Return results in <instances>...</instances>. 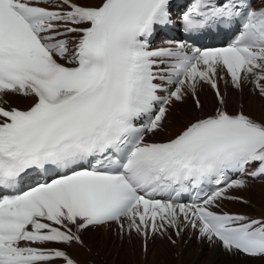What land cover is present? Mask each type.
<instances>
[{"label": "snow or ice", "instance_id": "snow-or-ice-1", "mask_svg": "<svg viewBox=\"0 0 264 264\" xmlns=\"http://www.w3.org/2000/svg\"><path fill=\"white\" fill-rule=\"evenodd\" d=\"M171 8L172 0H0V264H77L49 245L83 247V232L112 223L145 253L149 239L175 245L191 229L264 261V213L218 211L224 200L249 203L229 190L264 180V117L243 105L230 112L220 88L250 84L264 100V0H192L184 32L237 28L215 48L152 47L176 26ZM204 86L211 114L149 139L189 95L202 111ZM9 96L28 106L8 105Z\"/></svg>", "mask_w": 264, "mask_h": 264}, {"label": "bare ground", "instance_id": "bare-ground-1", "mask_svg": "<svg viewBox=\"0 0 264 264\" xmlns=\"http://www.w3.org/2000/svg\"><path fill=\"white\" fill-rule=\"evenodd\" d=\"M220 88L222 93L226 94L228 102L234 103V105L232 104L233 110L236 109L238 102H241L243 108H248L247 114H250L259 109L258 99L256 97L257 95L255 96V94H253L251 90H250L251 95L248 94L246 95V92H244L245 89H243L241 94H238L235 90L229 87H226V89L224 90L221 84H220ZM200 89H201L200 99L205 104H209L211 108H213V106L216 105L214 96H213L214 99L213 102L208 101L207 103V101H204L205 94H207L210 97L213 94L205 86ZM179 109H180L179 113L176 112L173 113L172 121L169 124V128L171 130L178 128L180 126L179 124L180 121H187L192 115H194L191 112V110L193 111V107L190 104H187L186 106H180ZM250 188H253L255 190V193L253 194L254 198H256L255 201L257 200L256 202H258V204H261L260 201L264 202L263 201L264 183L249 185L247 189ZM239 191L241 190H233V192L237 194H240ZM246 198L254 202V200L251 199L249 196ZM100 228L101 230H99ZM129 237L130 236H128L127 234L118 233V231L116 229L114 230L112 227L102 226L96 228L93 231H90L85 236V243L91 249L96 250L98 253L102 254L106 259H111L112 260L111 262H113V264H120L121 262H123V260H126L124 261V263L127 264L129 262H132V264H139V261L141 260V256H142L141 254H143L144 257L147 255V261L148 258L150 257L149 258L150 262L147 263L146 261L144 264H167L169 258L168 252L173 250L175 251V255H176L174 256V259L177 260V262L174 261V264H229L227 263V261L223 259V257H230L233 261H235V263L233 264L251 263L249 261V259L251 258L241 255H232L226 252L223 249V247L219 244H210L207 240L199 239L198 234L191 229H186L181 237L173 236L172 238L176 240L175 245L169 243L167 238L164 239L156 238L154 240L149 239L147 242L146 253L141 248L142 243L140 238L135 237L134 234L130 238L131 240H129ZM132 243L134 245L133 247L134 250L130 248V245ZM124 248H129V250H131V254L132 252H134L133 255H131L133 260H130L129 257H127L124 253L119 252L118 254L117 252H115L118 249L124 250ZM136 249L139 255L138 259L137 256L134 255L136 253L135 252ZM140 250H141V254H140ZM149 252L150 254H148ZM221 253L225 254L226 256L223 255L220 256ZM115 256L117 257L116 259H114ZM251 260H256V259H251Z\"/></svg>", "mask_w": 264, "mask_h": 264}, {"label": "rangeland", "instance_id": "rangeland-1", "mask_svg": "<svg viewBox=\"0 0 264 264\" xmlns=\"http://www.w3.org/2000/svg\"><path fill=\"white\" fill-rule=\"evenodd\" d=\"M236 91V90H235ZM230 92H232V91H230ZM244 92H246V95L248 94V95H251L250 94V89L249 88H247V90L245 89V91ZM256 96V95H255ZM257 97V99H258V105H259V109L258 110H256V111H254V112H252V113H250L249 115H251V116H253V117H257V118H259V119H261L262 117H264V100H262V99H260L258 96H256ZM205 99V100H204ZM204 101H207V103H208V101H210V102H213L214 101V99H213V95L210 97V96H208L207 94H205V97H204ZM201 100V99H200ZM261 100V101H260ZM263 101V102H262ZM201 102L203 103V105H204V108L203 109H205L206 111H210V110H212L213 108H211V106L209 105V104H205L202 100H201ZM232 104L234 105V103H232V102H228V107H231L232 108ZM237 105H238V103H237ZM207 106V107H206ZM209 106V107H208ZM243 109H245V111L246 112H248L247 110H248V108H243ZM232 110H233V108H232ZM191 112L193 113V114H197V112L193 109V111L191 110ZM239 193L240 194H242V195H244L245 197H250L251 199H253L254 200V202L258 205V206H260V207H263V209H264V202H262V201H260V203L261 204H258V202H256L255 201V199L256 198H254V196H253V194L255 193V190L253 189V188H250V189H247V190H241V191H239ZM260 200V199H259ZM263 201H264V199H263ZM99 230H101V228L99 229ZM131 237H129V240H131L130 239ZM174 239V238H173ZM175 240V239H174ZM135 244V243H134ZM133 247H134V245H133V243L130 245V248L131 249H133ZM125 250V251H124ZM124 250L122 249V250H116L115 252H117L118 254H119V252H121V253H124L127 257H129V259L130 260H133L132 259V257H131V255H133V253L134 252H132V254H131V250H129V248H124ZM134 250V249H133ZM142 250V249H141ZM141 250H140V254H141ZM136 253L134 254L135 256H137V259L139 258V255H138V252H137V249H136V251H135ZM116 253V254H117ZM115 254V255H116ZM148 254H150V252L148 253ZM142 256H141V260L139 261V264H144L146 261H147V255L144 257V255L143 254H141ZM226 256L225 254H223V253H221V255L220 256ZM148 256H150V255H148ZM168 256H169V258H168V261H167V264H174V261L175 262H177V260H175L174 259V256H176L175 255V251L173 250V251H169L168 252ZM117 257L115 256L114 257V259H116ZM150 258V257H149ZM148 258V261H147V263H149L150 262V259ZM173 258V259H172ZM223 259L225 260V261H227V263H229V264H233V263H235V261H233L230 257H223ZM108 260V262L110 263V264H113V262H111L112 260L111 259H107ZM124 261H126V260H123V262H121L120 264H127V263H124ZM249 261L251 262H249L250 264H264V261H261V260H259V261H257V260H251V259H249ZM178 262H179V260H178ZM128 264H132V262H129Z\"/></svg>", "mask_w": 264, "mask_h": 264}]
</instances>
